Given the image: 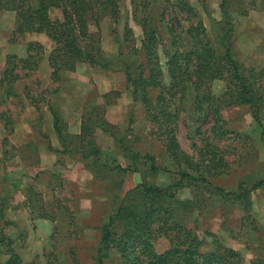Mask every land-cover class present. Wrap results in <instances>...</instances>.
I'll return each instance as SVG.
<instances>
[{"label": "rangeland", "instance_id": "1", "mask_svg": "<svg viewBox=\"0 0 264 264\" xmlns=\"http://www.w3.org/2000/svg\"><path fill=\"white\" fill-rule=\"evenodd\" d=\"M190 1L219 52L224 43H230L245 72L264 67V5L259 0H252L246 15L237 9L242 0H228L225 8L224 0H206L205 5L201 0ZM162 7H167L166 0H153L151 13L158 18ZM226 12L232 14L231 24L225 19ZM62 15L58 8L50 11L52 19ZM16 24V12H0V64L6 63L8 55H15L22 74L8 93L4 67H0V112L5 115L0 117V264H7L10 257L2 234L29 264H122L118 251L100 250L101 226L137 184L166 186L179 178L163 141L153 133L156 129L144 104L134 100V88L128 82L127 70L138 78L146 62L140 50L143 31L133 19L132 5L125 1L117 21L107 18L101 24L100 44L107 67L80 63L75 70L62 71L59 80L52 77L47 65L55 48L50 39L41 41L45 49L37 67L22 68L20 59L29 54L27 44L38 35H13ZM127 25L133 29L129 41L125 39ZM164 36L166 44L168 35ZM213 88L220 92L222 81ZM52 107L59 114L63 140L54 126ZM191 108L188 102L178 120L177 135L183 148L196 158L194 147L201 142ZM222 117L229 133L217 142L231 163L230 172L212 177L208 183L186 178L177 197L194 202L191 208H179L178 215L187 225L211 231L225 245L243 251V264L246 246L253 248V253L249 251L254 256L252 263L264 264V106L262 124L247 104L223 108ZM213 121L211 114L200 124L206 128ZM97 122L111 124L110 131L99 128ZM83 124L88 136L84 142L79 138ZM137 153L143 158L135 162ZM147 155L170 171H152ZM118 165L130 170L121 171L115 167ZM241 182H245L243 198L221 196L214 188L237 191ZM168 245L161 238L157 248L162 251ZM211 247L207 244L205 249Z\"/></svg>", "mask_w": 264, "mask_h": 264}, {"label": "trees", "instance_id": "2", "mask_svg": "<svg viewBox=\"0 0 264 264\" xmlns=\"http://www.w3.org/2000/svg\"><path fill=\"white\" fill-rule=\"evenodd\" d=\"M125 1L0 0V12L17 13L13 35L46 33L53 40L55 48L48 61L52 77L59 80L62 71L75 70L80 63H98L107 67L100 44L101 24L107 18L117 21L121 4ZM129 1L133 19L143 31L140 50L146 62L138 78H134L127 70L128 82L134 88V100L144 104L156 129L153 133L163 141L179 178L166 186L141 182L128 190L117 209L101 226L100 250L118 251L122 264H243L241 252L222 243L216 234L183 222L178 209L191 208L194 200L179 199L177 192L186 178L208 183L212 177L230 172L231 163L217 142L229 133L224 125L222 109L247 104L254 119L262 124L264 67L259 70L251 67L245 72L234 57L230 43H224L223 52H219L208 34L202 15L190 0H166L167 7H162L158 18L151 13L153 0ZM259 1L264 5V0ZM201 2L205 5L206 0ZM254 2H238L239 14L246 15ZM227 3L228 0H224L222 8ZM53 8L62 11V18H51L50 11ZM225 19L231 24L232 14L226 12ZM164 33L168 35L166 44ZM132 35L133 29L127 25L126 41ZM44 49L40 41H29V54L20 59L22 68L37 67L38 57ZM16 58L15 55L6 58L3 82L8 85V93L12 91L13 83L22 77ZM217 81L223 83L220 92H215L213 88ZM188 102L192 105L191 119L197 125L196 134L201 142V146L194 147L196 158L183 148L177 135L178 120L181 113L187 111ZM52 112L54 126L63 140L58 123L59 114L53 107ZM211 114L213 123L202 128V119ZM0 117H5L3 112H0ZM97 123L102 130L110 131L111 124ZM85 131L84 126L79 134L82 142L88 137ZM93 153L98 160L97 150ZM141 158L143 156L139 153L133 157L135 162ZM145 158L151 160L152 171H170L169 168L157 166L153 156L147 155ZM115 167L121 171L130 170L121 165ZM262 183H254L250 189ZM244 186L245 182H241L237 191H226L217 186L214 188L221 196L243 198L246 195ZM161 238L167 239L169 245L159 251L157 243ZM1 241L8 245L10 257L7 264H29L16 252L10 238L2 234ZM207 244L212 247L205 249ZM46 264L53 262L47 261Z\"/></svg>", "mask_w": 264, "mask_h": 264}, {"label": "crops", "instance_id": "3", "mask_svg": "<svg viewBox=\"0 0 264 264\" xmlns=\"http://www.w3.org/2000/svg\"><path fill=\"white\" fill-rule=\"evenodd\" d=\"M59 18H61V16H59ZM37 33V32H36ZM38 35V39L37 41H44L43 39H50L51 41H53L46 33H37ZM40 37V38H39ZM43 43V42H41ZM51 53V52H50ZM50 55V54H49ZM49 58V56H48ZM48 60V59H47ZM47 65L49 66V70L52 72V68L50 67L49 63L47 62ZM3 66L5 67V63L4 64H0V67ZM44 70H47L45 67H43ZM50 110L52 111V108H50ZM53 110H55L53 108ZM56 111V110H55ZM53 113V112H52ZM51 117L47 114V119H50ZM53 123H54V120H53ZM238 249V248H237ZM239 251H241L240 249H238ZM249 251H252L253 253V248H251L250 250L248 249V247L246 246V264H252V261H253V255L252 253H249ZM243 252V251H241ZM243 256H244V253H243Z\"/></svg>", "mask_w": 264, "mask_h": 264}]
</instances>
